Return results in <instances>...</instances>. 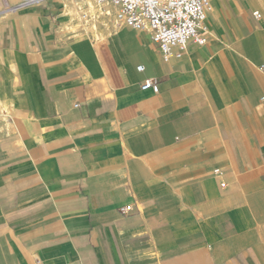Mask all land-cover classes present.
<instances>
[{"label":"crops","instance_id":"1","mask_svg":"<svg viewBox=\"0 0 264 264\" xmlns=\"http://www.w3.org/2000/svg\"><path fill=\"white\" fill-rule=\"evenodd\" d=\"M67 1L0 0V264H264V0L168 60Z\"/></svg>","mask_w":264,"mask_h":264},{"label":"built area","instance_id":"2","mask_svg":"<svg viewBox=\"0 0 264 264\" xmlns=\"http://www.w3.org/2000/svg\"><path fill=\"white\" fill-rule=\"evenodd\" d=\"M91 10L79 8L80 20L94 24L102 21L113 30L128 27L134 30H149L158 43L163 58L185 52L192 42L205 44L206 12L210 0H93ZM259 16V12L254 13ZM144 66H139L143 70ZM155 78L147 79L142 87H152ZM225 186V184H222ZM128 205L124 208L129 211Z\"/></svg>","mask_w":264,"mask_h":264},{"label":"bare ground","instance_id":"3","mask_svg":"<svg viewBox=\"0 0 264 264\" xmlns=\"http://www.w3.org/2000/svg\"><path fill=\"white\" fill-rule=\"evenodd\" d=\"M82 2L86 3L87 4V8L91 10V8L93 9L94 8V2L92 0H81ZM72 5V1H67L66 2V6H65V13L67 15V18H69L70 20L69 21H72L74 20V16H75V10L74 8L71 6ZM68 28H71L73 27V24L72 22H68ZM72 24V25H71ZM70 31V30H69ZM97 42V41H96ZM2 105V102L0 100V106Z\"/></svg>","mask_w":264,"mask_h":264},{"label":"rangeland","instance_id":"4","mask_svg":"<svg viewBox=\"0 0 264 264\" xmlns=\"http://www.w3.org/2000/svg\"><path fill=\"white\" fill-rule=\"evenodd\" d=\"M93 1V0H92ZM76 4H78V6H81L83 9H85V8H87L86 6H87V4L86 3H84V2H82L81 0H73L72 1V7L74 8V10H75V12H76V14H75V16L74 17H76L77 19H81L80 18V14L77 12V10H76ZM12 9V8H11ZM81 23H84L85 24V22H83L82 20H81ZM90 22H87V24H89ZM93 23V22H92ZM91 24V23H90ZM94 25V24H93Z\"/></svg>","mask_w":264,"mask_h":264}]
</instances>
